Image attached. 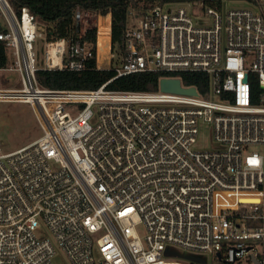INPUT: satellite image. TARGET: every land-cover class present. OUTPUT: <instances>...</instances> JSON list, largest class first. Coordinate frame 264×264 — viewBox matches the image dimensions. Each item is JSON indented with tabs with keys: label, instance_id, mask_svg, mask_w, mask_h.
<instances>
[{
	"label": "built area",
	"instance_id": "obj_1",
	"mask_svg": "<svg viewBox=\"0 0 264 264\" xmlns=\"http://www.w3.org/2000/svg\"><path fill=\"white\" fill-rule=\"evenodd\" d=\"M251 6L129 12L117 77L208 75L206 93L163 77L197 91L184 95L43 87L39 69L113 66L111 15L77 9L69 46L49 40L28 8L0 0V42L13 57L0 71L20 74L0 102L31 106L43 132L0 155V264H54L58 252L71 264H188L166 258L169 246L264 264V150L251 151L264 146V0ZM199 9L209 22L194 17ZM205 127L219 148H196Z\"/></svg>",
	"mask_w": 264,
	"mask_h": 264
},
{
	"label": "trees",
	"instance_id": "obj_2",
	"mask_svg": "<svg viewBox=\"0 0 264 264\" xmlns=\"http://www.w3.org/2000/svg\"><path fill=\"white\" fill-rule=\"evenodd\" d=\"M225 1H238L255 4L257 0H9L17 14L22 8H28L35 18L44 23L48 39H65L68 45L76 38L78 25L74 21L77 9L108 16L111 15L112 50L118 59L109 69H98L96 61H91L89 68L81 72L64 70L37 71L40 84L51 90H96L108 83L107 89L116 92H157L163 77H180L186 86L197 87L201 93L209 90V77L206 73L184 71L180 73L138 72L117 77L116 65H121L126 50V30L129 25L130 11L139 14L157 4L201 3L203 8L223 9ZM88 39L96 42V30H89ZM13 62V57L5 45L0 42V68ZM259 92V87L255 86ZM214 264H251L249 259L237 263H227L215 258ZM188 264H201L190 261Z\"/></svg>",
	"mask_w": 264,
	"mask_h": 264
},
{
	"label": "rangeland",
	"instance_id": "obj_3",
	"mask_svg": "<svg viewBox=\"0 0 264 264\" xmlns=\"http://www.w3.org/2000/svg\"><path fill=\"white\" fill-rule=\"evenodd\" d=\"M231 8L253 9L251 4L245 2L225 1L223 4V10L227 11ZM198 11V14L194 16L196 19L198 18L208 22L211 20L209 16L203 15L202 9H199ZM91 20L93 24L97 23L98 17L92 16ZM6 27H8V22L0 8V28L5 29ZM105 42H107V38L102 37L101 53H105L104 51L107 50L104 46ZM103 58V56L99 58L98 63H101ZM104 66H106V63ZM19 82L20 74L18 72L0 71V88L17 87ZM42 134V128L31 106L22 103L0 102V155L8 154L27 146L39 139ZM196 148L202 150L219 148V146L213 141L211 128H204V132L200 135ZM259 150H264V146L254 145L251 147V151ZM38 234L49 236V232L46 229L40 230ZM165 257L182 261L184 263L196 261L201 264H214L216 262L215 257L210 254L187 251L182 248L170 246L165 252ZM52 260L54 264H71L67 257L61 252H58Z\"/></svg>",
	"mask_w": 264,
	"mask_h": 264
},
{
	"label": "water",
	"instance_id": "obj_4",
	"mask_svg": "<svg viewBox=\"0 0 264 264\" xmlns=\"http://www.w3.org/2000/svg\"><path fill=\"white\" fill-rule=\"evenodd\" d=\"M159 89L164 93L171 94H184V95H197L195 88L186 89L182 87L181 80L179 78H162L159 83ZM217 257L220 258L221 255L217 254ZM252 264H260L259 260L252 256Z\"/></svg>",
	"mask_w": 264,
	"mask_h": 264
}]
</instances>
